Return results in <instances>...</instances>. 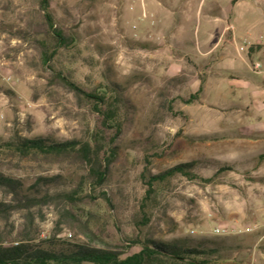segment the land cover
Listing matches in <instances>:
<instances>
[{
    "label": "rangeland",
    "instance_id": "374dc122",
    "mask_svg": "<svg viewBox=\"0 0 264 264\" xmlns=\"http://www.w3.org/2000/svg\"><path fill=\"white\" fill-rule=\"evenodd\" d=\"M40 2L0 0V138L90 142L97 153L92 167L78 160L3 155L0 171L21 180L24 190L47 178L33 192L73 193L74 205L53 198L26 209L0 190V201L12 206L9 215H0V232L28 230L41 240L60 229L57 238L88 241L61 221L73 210L97 246L220 237L232 248L212 264H264V185L256 176L229 170L214 175L228 165L209 156L219 152L208 145V119L224 112L208 105L205 91L184 103L212 70V32L224 31L215 43L232 59L244 56L238 47L247 39L264 35V0H50L55 27L72 38L67 48L51 39ZM44 50L55 52L48 62L52 70L85 92L105 96L103 108L117 112L120 135L102 126L90 101L48 83ZM241 73L262 78L250 66ZM225 113L240 117L236 109ZM113 146L116 155L97 184L94 171L105 166V151ZM194 161L200 162L192 171L197 179L176 174L157 181L144 199L149 177ZM217 227L251 231L216 236ZM138 250L133 245L129 252Z\"/></svg>",
    "mask_w": 264,
    "mask_h": 264
},
{
    "label": "trees",
    "instance_id": "16d2710c",
    "mask_svg": "<svg viewBox=\"0 0 264 264\" xmlns=\"http://www.w3.org/2000/svg\"><path fill=\"white\" fill-rule=\"evenodd\" d=\"M233 2L231 1V3ZM40 3L41 9L44 12L46 25L52 33L51 39L58 48H67L72 38L66 31L55 27L53 18L49 13L50 0H41ZM54 53V51L50 53L44 50L41 56L42 64L50 70L48 83L51 86H61L74 95L84 97L90 101L93 110L101 116L102 126L104 128L111 127L115 130V136L120 135L121 125L117 117V112L103 108L107 105L105 96L83 91L70 79L60 72H55L48 66V62ZM173 82L178 81L173 80ZM202 88L203 86L200 85L197 92L192 94L187 100H184V103L190 104L193 101H197L202 92ZM168 111L171 112L169 107ZM113 140L110 143L112 145ZM115 150L114 146L106 149L105 153L109 154V158L106 159L105 166L94 171L97 184H100L104 179L110 158L116 155ZM96 153L97 151L91 147L90 142L65 141L57 143L41 137L32 139L22 138L17 134H14L8 140L0 138V158L3 155H11L17 156L20 159H26L29 156L40 155L44 157L78 160L92 167V160L96 157ZM262 160H264V155L258 158V161ZM199 164L200 162L197 161L179 164L157 176L149 177L147 181L148 189L145 192L144 199L150 196L152 187L157 181H163L176 174L197 179V176L192 171ZM208 165L216 167L218 166V162L208 159ZM228 169L227 167H218L214 175L217 176L220 172ZM48 181L49 179L47 178H39L31 190L26 191L23 188L21 180L0 171V190L6 195H12L14 202L22 204L26 209L35 204L45 203L53 198L74 205L73 193L51 195L49 192H45L43 195H39L33 192V190L37 189L38 185L41 183L45 184ZM206 181L209 182L211 180ZM254 181H258L264 185L263 178ZM11 210L12 206L0 201V215H9ZM72 211H67L62 216L61 221L66 220L71 230L78 229L79 233L86 237L88 241L84 242L75 237L70 239L57 238V235L61 231L60 229L56 230L46 239L41 240L34 238L28 230L19 231L15 235L0 232V264H212L213 258H220L223 253H227L232 248V246L227 244L226 241L228 240L220 237L202 239L195 242H163L145 239L143 241L133 240L121 247L108 244L97 246L95 245L97 237L93 231L86 223H82L74 217ZM142 223L143 225H147L148 219H143ZM133 245L138 246L139 250L130 253L129 249Z\"/></svg>",
    "mask_w": 264,
    "mask_h": 264
},
{
    "label": "crops",
    "instance_id": "0c3cea01",
    "mask_svg": "<svg viewBox=\"0 0 264 264\" xmlns=\"http://www.w3.org/2000/svg\"><path fill=\"white\" fill-rule=\"evenodd\" d=\"M216 30L210 35L212 42L208 51V64L212 70L208 72L202 91H205L208 105L224 113H221L222 118L208 119V145H215L219 152L209 156L227 163L231 173L264 179V160L253 165L264 155V74H260L262 78H254L241 73L248 66L252 69L256 61L264 62V35L247 39L238 47L244 56L232 59L228 54L218 52L215 41L224 37V31L217 35ZM231 38L232 32L226 42ZM240 47L244 50L240 51ZM230 109L240 112V117H223Z\"/></svg>",
    "mask_w": 264,
    "mask_h": 264
},
{
    "label": "built area",
    "instance_id": "2783aa9c",
    "mask_svg": "<svg viewBox=\"0 0 264 264\" xmlns=\"http://www.w3.org/2000/svg\"><path fill=\"white\" fill-rule=\"evenodd\" d=\"M240 51H243L244 50V47H240L239 48ZM252 71L256 74H264V62L262 61H256L252 64ZM251 229L250 228H246L245 230L243 231H232V230H229L227 228H215L213 230V234L216 235V236H224V235H229L231 233H247V232H250ZM191 233H193V231H191Z\"/></svg>",
    "mask_w": 264,
    "mask_h": 264
}]
</instances>
